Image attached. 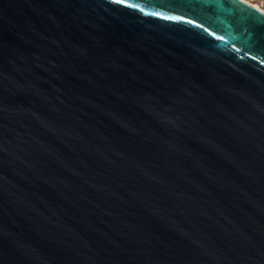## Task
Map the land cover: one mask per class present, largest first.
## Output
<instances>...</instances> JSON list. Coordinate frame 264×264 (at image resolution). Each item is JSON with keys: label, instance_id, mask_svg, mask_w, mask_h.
I'll list each match as a JSON object with an SVG mask.
<instances>
[{"label": "water", "instance_id": "1", "mask_svg": "<svg viewBox=\"0 0 264 264\" xmlns=\"http://www.w3.org/2000/svg\"><path fill=\"white\" fill-rule=\"evenodd\" d=\"M0 264H264V12L0 0Z\"/></svg>", "mask_w": 264, "mask_h": 264}, {"label": "rangeland", "instance_id": "2", "mask_svg": "<svg viewBox=\"0 0 264 264\" xmlns=\"http://www.w3.org/2000/svg\"><path fill=\"white\" fill-rule=\"evenodd\" d=\"M253 4H257L260 8L264 9V0H247Z\"/></svg>", "mask_w": 264, "mask_h": 264}, {"label": "bare ground", "instance_id": "3", "mask_svg": "<svg viewBox=\"0 0 264 264\" xmlns=\"http://www.w3.org/2000/svg\"><path fill=\"white\" fill-rule=\"evenodd\" d=\"M242 1H245L246 3H248V4H250V5H252V6L258 8V9L261 10L262 12H264V9L260 8L257 4H253V3H251V2H249V1H247V0H242Z\"/></svg>", "mask_w": 264, "mask_h": 264}, {"label": "snow or ice", "instance_id": "4", "mask_svg": "<svg viewBox=\"0 0 264 264\" xmlns=\"http://www.w3.org/2000/svg\"><path fill=\"white\" fill-rule=\"evenodd\" d=\"M116 2H117V3H119V2H120V0H116Z\"/></svg>", "mask_w": 264, "mask_h": 264}]
</instances>
